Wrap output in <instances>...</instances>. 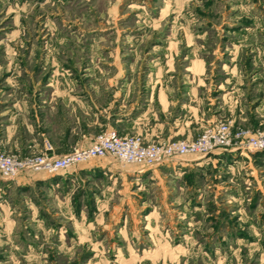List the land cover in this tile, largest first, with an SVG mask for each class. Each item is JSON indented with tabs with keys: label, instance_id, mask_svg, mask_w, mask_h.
Masks as SVG:
<instances>
[{
	"label": "rangeland",
	"instance_id": "1",
	"mask_svg": "<svg viewBox=\"0 0 264 264\" xmlns=\"http://www.w3.org/2000/svg\"><path fill=\"white\" fill-rule=\"evenodd\" d=\"M262 17L264 0H0V97L25 93L37 80L166 78L178 102L153 96L142 112L143 134L178 118L176 111L179 123L196 125L194 138L215 119L230 118L221 107L227 92L234 104L257 89L262 78L249 83L248 65L264 63V42L259 53L251 45L241 50L236 31L263 28ZM241 80L245 90L237 95ZM186 82L196 84L193 95ZM99 89L103 100L112 95ZM141 99L131 93L121 110ZM163 131L159 141L167 139ZM102 159L121 173L25 171L52 175L50 190L36 184L29 193L33 211L20 195L4 201L0 192V264H264V152L197 163L176 156L132 173L126 170L135 164Z\"/></svg>",
	"mask_w": 264,
	"mask_h": 264
},
{
	"label": "crops",
	"instance_id": "2",
	"mask_svg": "<svg viewBox=\"0 0 264 264\" xmlns=\"http://www.w3.org/2000/svg\"><path fill=\"white\" fill-rule=\"evenodd\" d=\"M236 18H239V16ZM240 19L242 22L246 21L242 16ZM256 19L260 18H253V22L251 23H256ZM261 19V23H264V17ZM259 28L257 30L254 25H249L237 29L236 38L240 40V43L236 44V47L244 50L247 48L246 45H251L249 49L259 48L256 51L259 53L262 47L260 42H264V27ZM248 67L249 71H254L250 76L249 83H254L256 79L262 78L257 83V89L246 92L248 100L241 96L239 102L234 104L226 102V95L230 98V94L227 92L224 96L225 101L223 100L222 102L224 106L221 107L224 109L222 110L224 114L229 113L233 115L227 116L235 119L236 124L252 126L264 123V63L259 65L252 64L248 65ZM259 71L261 72L259 73ZM244 81L241 80L238 83L239 85L236 86L235 93L237 95L239 93L243 95L245 88L240 86H242ZM39 82L38 80L33 81L31 86L29 85V89L25 90L26 94H20L21 91L18 89L17 95L0 97V146L6 151L20 155L27 153L60 155L72 150L74 147L89 144L94 136L104 129H115L117 133L122 135L139 133L145 136L143 139L146 138L148 140L161 139L157 135L165 133L163 127L167 128V139L174 137L176 134L186 135L187 139H191V136L194 135L191 129L195 128L196 125L190 126L188 124L189 120L179 123L177 120L180 113L176 114V111L173 114L177 115L178 118L176 116L172 117L173 121L166 122L165 125L162 123L160 125L155 124V128H148L149 133L143 134V131L147 130L143 127L142 116L144 114L142 112L148 108L153 96L156 97L155 101L162 104L165 101L167 104H173V101L174 103L178 102L176 98L173 100L176 97V94H173L175 85L166 78L156 79L152 83L146 81L144 84L134 82L132 79L127 81L112 79L107 84H103L99 80L82 82L76 79L65 80L60 78L48 79L42 85H38ZM186 83H188L187 91L193 95L196 90V84L191 82ZM244 84L248 87L247 83ZM17 86L18 84L15 85V87ZM105 87H108L112 91V95L107 96L106 100H103L102 96L100 97L99 95V90H105L99 88ZM135 87L137 88L134 89ZM139 87H144V90L150 88V94L140 93ZM131 93H137L139 96H142L143 99L140 102L143 101L139 102L138 106L135 103L136 101H133L128 109L121 110L126 105L125 103ZM7 100L9 101L6 102ZM211 101V99H208L204 103L209 104ZM186 105L189 104H182L185 107ZM194 108L195 106L193 105L192 109L194 110ZM206 118H208V121L212 120L213 112H208ZM199 124L202 125L203 123L200 122ZM147 134H155V137H149ZM257 151H244L241 153ZM227 153H240V151L234 149H216L205 155L189 154L181 157V159L192 163L204 161L210 156H219ZM102 158L95 157L88 161L80 162L73 166V168L77 167L84 171L86 176H90L92 172L94 173L96 167L104 168V172L111 170V173L112 171L121 173L122 170L115 166V164ZM169 161L165 160L159 164L145 167L135 165L126 171L130 173L134 171H150L159 165L168 164ZM96 162H101L102 166H99ZM178 163L185 162L180 161ZM31 173L30 171H22L16 176L15 180L0 178V192L3 194L4 201H8L12 195L16 194L24 198V206L27 208L31 207L32 211L37 208L35 201L29 199V193L34 189L36 184H38V187H42L44 191H46V188L50 190L53 180L52 175ZM11 209L15 208L12 207Z\"/></svg>",
	"mask_w": 264,
	"mask_h": 264
},
{
	"label": "built area",
	"instance_id": "3",
	"mask_svg": "<svg viewBox=\"0 0 264 264\" xmlns=\"http://www.w3.org/2000/svg\"><path fill=\"white\" fill-rule=\"evenodd\" d=\"M216 149L264 152V128L234 124L232 118L215 119L194 138L175 137L161 141H145L139 134L122 135L115 129H105L89 144L60 155H18L0 146V178L13 180L27 170L57 172L94 157L111 156L123 164L153 166L172 157L205 155Z\"/></svg>",
	"mask_w": 264,
	"mask_h": 264
},
{
	"label": "trees",
	"instance_id": "4",
	"mask_svg": "<svg viewBox=\"0 0 264 264\" xmlns=\"http://www.w3.org/2000/svg\"><path fill=\"white\" fill-rule=\"evenodd\" d=\"M261 152H263V151H261Z\"/></svg>",
	"mask_w": 264,
	"mask_h": 264
}]
</instances>
